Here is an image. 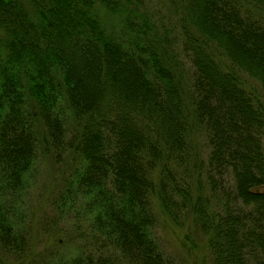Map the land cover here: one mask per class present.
Returning a JSON list of instances; mask_svg holds the SVG:
<instances>
[{
  "label": "trees",
  "instance_id": "trees-1",
  "mask_svg": "<svg viewBox=\"0 0 264 264\" xmlns=\"http://www.w3.org/2000/svg\"><path fill=\"white\" fill-rule=\"evenodd\" d=\"M44 163L71 256L31 250ZM187 219L200 264H264V0H0V249L176 264Z\"/></svg>",
  "mask_w": 264,
  "mask_h": 264
},
{
  "label": "rangeland",
  "instance_id": "rangeland-1",
  "mask_svg": "<svg viewBox=\"0 0 264 264\" xmlns=\"http://www.w3.org/2000/svg\"><path fill=\"white\" fill-rule=\"evenodd\" d=\"M58 171L57 166L54 168V166L42 164L38 168L34 182L28 188L26 200L24 199L28 208L26 220L32 237L31 250L36 255L46 249L49 251L50 248H57L58 251L70 256L75 251L69 245L76 246V241L66 242L68 235H66L67 231L65 232L70 228L71 216L75 209L59 214L49 203L52 190L57 184V179L53 178L58 177ZM79 197L77 195L75 198V204L83 207ZM52 217L54 218L51 219ZM162 235L174 255L176 264H200L202 259L206 261L208 252L203 236L193 228V224L188 219L181 224L163 222ZM0 264H16V262L10 253L0 249Z\"/></svg>",
  "mask_w": 264,
  "mask_h": 264
}]
</instances>
